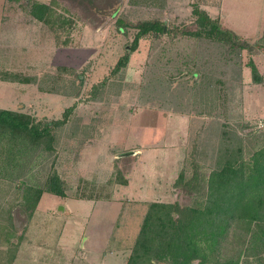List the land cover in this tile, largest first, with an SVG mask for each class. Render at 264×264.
I'll return each mask as SVG.
<instances>
[{"label":"rangeland","instance_id":"374dc122","mask_svg":"<svg viewBox=\"0 0 264 264\" xmlns=\"http://www.w3.org/2000/svg\"><path fill=\"white\" fill-rule=\"evenodd\" d=\"M197 9L235 35L194 34ZM156 18L170 31L133 50L136 23ZM0 107L68 114L53 150L0 139V264H126L151 202L204 206L212 170L264 146V0H0ZM54 171L66 195L45 191L31 214ZM249 238L233 223L214 260L264 264Z\"/></svg>","mask_w":264,"mask_h":264},{"label":"trees","instance_id":"16d2710c","mask_svg":"<svg viewBox=\"0 0 264 264\" xmlns=\"http://www.w3.org/2000/svg\"><path fill=\"white\" fill-rule=\"evenodd\" d=\"M50 9L49 3L34 1L31 12L38 19L48 21ZM196 12L199 13L200 28L192 31L194 34L222 40L229 33L235 35L205 9H197ZM136 24L138 31L131 45L133 50L142 36L150 32L170 31L165 21L157 18L144 19ZM119 28L123 30L124 26L119 25ZM128 58V54L120 57L114 70L125 66ZM248 63L254 80L261 81L255 60L250 59ZM5 79L32 81L29 77ZM67 119V112L63 118L43 120L28 111L0 107V139H8V146H5L12 155H20L22 151L35 147L53 150L57 139L55 128L65 124ZM182 179L184 172L180 173L176 184ZM45 191L66 195L64 180L57 171L50 174L43 186L35 189L31 214ZM29 192L27 188L25 194L28 196ZM235 222L247 227L250 238L246 249L249 250L258 240L264 242V146L256 150L248 161L234 159L233 156L218 164L209 175L204 206H182L177 201L151 202L126 264H229L214 260V256ZM253 224L257 226L253 227Z\"/></svg>","mask_w":264,"mask_h":264},{"label":"water","instance_id":"95a60500","mask_svg":"<svg viewBox=\"0 0 264 264\" xmlns=\"http://www.w3.org/2000/svg\"><path fill=\"white\" fill-rule=\"evenodd\" d=\"M134 152H135V151H134V150H132V151H130V152H127V153H134ZM127 153H126V154H127ZM60 208H63V205H61V206H60Z\"/></svg>","mask_w":264,"mask_h":264}]
</instances>
